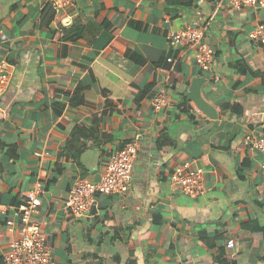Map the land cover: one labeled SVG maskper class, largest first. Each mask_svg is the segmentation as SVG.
Returning <instances> with one entry per match:
<instances>
[{"label":"crops","instance_id":"crops-1","mask_svg":"<svg viewBox=\"0 0 264 264\" xmlns=\"http://www.w3.org/2000/svg\"><path fill=\"white\" fill-rule=\"evenodd\" d=\"M262 23L264 8L230 0H73L58 11L0 0L11 74L0 102V264L20 234L7 216L39 179L37 218L57 264H264L263 158L245 142L264 136V44L251 37ZM188 27L215 50L209 72L193 48L169 44ZM197 88L217 118L191 99ZM160 90L168 105L157 110ZM131 140L129 191L99 194L73 217V185L98 181ZM185 163L204 171L203 195L171 179Z\"/></svg>","mask_w":264,"mask_h":264},{"label":"built area","instance_id":"built-area-1","mask_svg":"<svg viewBox=\"0 0 264 264\" xmlns=\"http://www.w3.org/2000/svg\"><path fill=\"white\" fill-rule=\"evenodd\" d=\"M58 11L73 0H44ZM234 8L256 6L264 8V0H230ZM251 37L264 44V23L258 25ZM169 44L178 48H193L195 62L203 72H209L215 60V50L204 40V32L200 28L188 27L168 35ZM171 60V59H170ZM11 81V74L6 62L0 63V102ZM154 106L162 110L168 105L165 90L156 93ZM245 142L262 154L264 173V136L261 138L246 137ZM139 154L137 140H131L124 148L114 151L108 158L101 178L96 182L78 180L72 187L66 205L75 218L87 215L95 205L99 194L123 195L129 191L133 181V171ZM171 179L179 184L185 195L196 198L205 193L204 171L193 169L189 163L175 168ZM45 185L42 179L36 181L32 190L26 192L24 202L14 207V213L7 216L5 206L1 212L7 216L6 225L9 231L19 222L20 234L11 243L5 253L6 264H57L53 258L52 249L44 232V222L37 218L42 204ZM17 219V220H16ZM234 242H228L233 247Z\"/></svg>","mask_w":264,"mask_h":264},{"label":"water","instance_id":"water-1","mask_svg":"<svg viewBox=\"0 0 264 264\" xmlns=\"http://www.w3.org/2000/svg\"><path fill=\"white\" fill-rule=\"evenodd\" d=\"M191 99L197 103L200 111L203 112L205 115L211 118H217L216 110L201 96V93L198 88L196 89L195 93H193V95L191 96Z\"/></svg>","mask_w":264,"mask_h":264},{"label":"trees","instance_id":"trees-1","mask_svg":"<svg viewBox=\"0 0 264 264\" xmlns=\"http://www.w3.org/2000/svg\"><path fill=\"white\" fill-rule=\"evenodd\" d=\"M140 96H141V93L140 94H138V97L140 98Z\"/></svg>","mask_w":264,"mask_h":264}]
</instances>
